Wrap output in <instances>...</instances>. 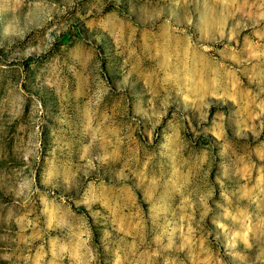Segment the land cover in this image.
<instances>
[{"label": "rangeland", "instance_id": "374dc122", "mask_svg": "<svg viewBox=\"0 0 264 264\" xmlns=\"http://www.w3.org/2000/svg\"><path fill=\"white\" fill-rule=\"evenodd\" d=\"M0 264H264V0H0Z\"/></svg>", "mask_w": 264, "mask_h": 264}]
</instances>
